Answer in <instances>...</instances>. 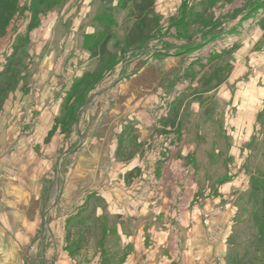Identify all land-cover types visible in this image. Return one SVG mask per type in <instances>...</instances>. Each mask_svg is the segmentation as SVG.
Here are the masks:
<instances>
[{"label":"rangeland","instance_id":"rangeland-1","mask_svg":"<svg viewBox=\"0 0 264 264\" xmlns=\"http://www.w3.org/2000/svg\"><path fill=\"white\" fill-rule=\"evenodd\" d=\"M155 11L161 18L159 34L127 48L132 0H0V72L11 66L0 92V119L20 113L19 102L4 108L10 97L48 102L66 97L57 123L66 133L63 159L67 147L78 142L81 128L69 131L74 112L109 107L115 97L110 91L101 96L102 89L134 81L143 68L155 67L160 75L151 79L157 83L153 112L204 147L197 156L203 198L213 195L222 214L230 216L226 264H264V0H156ZM109 33L112 56L102 61L92 51ZM171 67L177 70L165 73ZM219 67L230 73L222 87L214 79ZM84 78L88 86L74 88L78 95L85 88L88 100L81 108L83 99L77 104L67 99ZM249 116L251 121L243 120ZM55 183L53 174L47 204L56 202L53 207ZM93 226L91 253L101 232L99 221Z\"/></svg>","mask_w":264,"mask_h":264},{"label":"crops","instance_id":"crops-1","mask_svg":"<svg viewBox=\"0 0 264 264\" xmlns=\"http://www.w3.org/2000/svg\"><path fill=\"white\" fill-rule=\"evenodd\" d=\"M158 71L147 66L134 81L102 89L101 96L110 91L115 97L109 107L75 111L69 131L81 129L78 142L66 149V162V133L57 124L66 97L6 99L4 108L19 102L20 113L0 119V264H226L230 216L213 195L203 198L197 156L204 147L153 112L157 83L151 79ZM53 174L55 207L47 205ZM206 214L222 228L216 238L204 225Z\"/></svg>","mask_w":264,"mask_h":264},{"label":"trees","instance_id":"trees-1","mask_svg":"<svg viewBox=\"0 0 264 264\" xmlns=\"http://www.w3.org/2000/svg\"><path fill=\"white\" fill-rule=\"evenodd\" d=\"M43 2L44 0H40ZM156 0H132V17L134 19L133 24L127 30L124 37V44L127 48L137 46L155 36H157L161 30V18L155 11ZM111 34H107L93 49V56L100 60L109 59L112 56V52L109 49V43L111 41ZM11 66H8L2 72H0V92L4 89L3 79L9 75ZM229 71L226 67H219L214 73V79L216 86H220L226 82L229 78ZM86 80V82H85ZM87 78L81 80L78 84L74 85L71 90V97L76 96L77 100H82L85 97V88L81 94H75V87H80L81 84L88 86ZM79 85V86H78ZM74 92V93H73ZM81 92V91H80ZM79 92V93H80ZM78 95V96H77ZM70 101V100H68ZM3 102V101H2Z\"/></svg>","mask_w":264,"mask_h":264},{"label":"built area","instance_id":"built-area-1","mask_svg":"<svg viewBox=\"0 0 264 264\" xmlns=\"http://www.w3.org/2000/svg\"><path fill=\"white\" fill-rule=\"evenodd\" d=\"M10 177L16 180L17 176L15 174H10ZM203 222L211 237L216 238L218 237L219 234H221L222 232L221 226L215 223L209 214L204 215Z\"/></svg>","mask_w":264,"mask_h":264},{"label":"water","instance_id":"water-1","mask_svg":"<svg viewBox=\"0 0 264 264\" xmlns=\"http://www.w3.org/2000/svg\"><path fill=\"white\" fill-rule=\"evenodd\" d=\"M4 139H5V138H4V135H1V136H0V144H3V143H4Z\"/></svg>","mask_w":264,"mask_h":264}]
</instances>
